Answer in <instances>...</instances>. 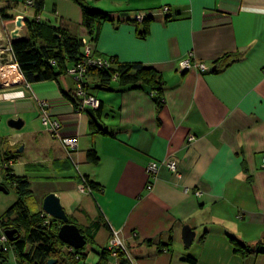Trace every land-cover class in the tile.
<instances>
[{
    "label": "crops",
    "instance_id": "crops-1",
    "mask_svg": "<svg viewBox=\"0 0 264 264\" xmlns=\"http://www.w3.org/2000/svg\"><path fill=\"white\" fill-rule=\"evenodd\" d=\"M18 1L0 0L8 17L0 16V120L19 118L23 127L2 129L0 142L2 152H13L14 175L29 183L27 206L42 212L43 199L54 194L101 250L115 233L128 264H264V0H88L110 18L100 26L97 55L157 71L163 99L157 107L149 87L119 91L117 82L110 92L89 90L108 133L93 135L86 112L75 113L63 94L74 92L72 77L26 84L7 66L16 19L34 15L27 0ZM42 1L40 23H81L73 2ZM157 11L144 24L133 22L137 13ZM19 33L29 38L25 22ZM189 54L207 68L235 58L215 72L178 71ZM41 103L60 121L59 136L76 141L75 150L42 128ZM188 135L195 140L185 147ZM90 149L97 164L87 161ZM167 157L178 161L179 177L161 166L147 190L146 165ZM83 181L98 189L79 192ZM184 226L195 232L189 248L181 241ZM231 240L253 251L234 255ZM98 253L85 264H95ZM108 264H116L112 256Z\"/></svg>",
    "mask_w": 264,
    "mask_h": 264
},
{
    "label": "trees",
    "instance_id": "trees-1",
    "mask_svg": "<svg viewBox=\"0 0 264 264\" xmlns=\"http://www.w3.org/2000/svg\"><path fill=\"white\" fill-rule=\"evenodd\" d=\"M69 1L80 8L81 23L61 18L58 20L57 26L42 24L38 21L37 16L43 9V1H32L33 18L25 20L29 38L17 40L10 44L13 62L26 84L56 81L59 77L67 75V70L83 58L82 39H85L90 45L91 56L99 57L96 50L98 34L101 24L110 21L108 14L93 8L88 0ZM0 16L3 19L8 18L4 15L3 10H0ZM148 19L146 18L142 24L146 23ZM133 22L138 24L134 19ZM80 32H83L85 37H78ZM146 34V30H143V32L138 33V36L143 38ZM234 58L233 55L224 56L215 63V68L226 67ZM104 59L110 63L108 68L92 66L86 70L88 94H90L89 90L91 89L110 92L112 91V82H117L119 91L139 90L147 86L150 88V94L157 107L163 105L161 97L162 80L157 71L139 63H119L113 57ZM63 94L73 107L77 106V100L73 93ZM100 111L101 104L99 102V108L95 110V115L98 118ZM89 134L108 133L90 120ZM2 143L0 142V173L5 183L14 190L16 200L0 216V223L9 220L10 226L2 227V230L16 229L20 235L15 242L10 243L14 251L15 264H46L48 260H55V264H85L86 254L82 252L83 249L71 250L58 240L57 232L61 225L60 222L51 219L48 224L44 225V219L41 217L42 212H30L26 202L30 194L29 183L26 178L14 175L11 168L13 152H2ZM86 158L91 164H97L99 160L94 149L86 152ZM88 186L91 190L98 189L96 183H89ZM103 227L107 228V225L105 224ZM81 233L85 236L86 244L92 242V237L85 231H81ZM150 243L147 241V244ZM231 244L233 254L241 258L253 251L252 248L236 240H231ZM6 254V252L0 253V264L9 261ZM116 255L119 264H128L129 260L124 252L119 250ZM97 256L98 259L95 264H108L111 254L106 247ZM187 260L193 262L191 259Z\"/></svg>",
    "mask_w": 264,
    "mask_h": 264
},
{
    "label": "built area",
    "instance_id": "built-area-1",
    "mask_svg": "<svg viewBox=\"0 0 264 264\" xmlns=\"http://www.w3.org/2000/svg\"><path fill=\"white\" fill-rule=\"evenodd\" d=\"M33 6V2L30 0H27L25 2V7H31ZM159 12H141L134 15V20L137 23H142L146 18H150L154 15H157ZM161 13H168V9L164 8L161 10ZM11 43H9L10 46ZM10 52V48H9ZM82 53L83 58L80 60L77 64L72 65L67 70V75L72 77L76 83V89L73 92V96L75 97L77 106L73 107L75 113L77 114H84L87 109L97 110L99 108V102L96 98H94L92 95L87 93L86 90V83H87V77H86V70L88 67H98V68H108L110 66L109 61L107 59H104L102 57H92L91 56V47L87 43L85 39H82ZM11 63H8L7 66H13L14 70H16V65L13 62V58L11 56ZM212 68H207L202 63L193 62L191 60V54L188 55L187 58L181 60L177 64V70L180 72H185L189 70H195V71H201V72H208L211 71ZM41 115H40V123L42 128L49 132L51 137L57 138L60 140L63 147L69 151H73L76 149V141L74 139L70 138H61L59 136V130L61 123L58 119H52L49 115L48 111L43 107L44 103H41ZM195 138L192 135H188L185 139L184 146H189ZM164 166L168 169V171L173 174L176 177H179V171H178V161L173 157H167L161 162L157 161H151L149 162L145 167V174L148 179L147 182V190H151V180H154L156 178V174L158 172L159 167ZM262 168H264V158L262 160ZM78 190L81 193L88 192L91 193V189L88 186L86 182L83 181L82 184L78 185ZM194 195L199 197L201 193L199 191H195ZM41 217L44 219V225L48 224L51 218L49 216H46L43 212L41 214ZM0 244L2 246V252H11L12 247L10 246V243L8 242L7 238L4 234L0 233ZM10 246V247H9ZM71 249V248H70ZM107 249L109 250L111 256L115 259L116 264H119L117 261V252L121 250L122 252H125L124 247L121 245V242L117 239L115 233L112 235L111 239L108 241ZM73 250V249H71ZM127 256V254H126Z\"/></svg>",
    "mask_w": 264,
    "mask_h": 264
},
{
    "label": "water",
    "instance_id": "water-1",
    "mask_svg": "<svg viewBox=\"0 0 264 264\" xmlns=\"http://www.w3.org/2000/svg\"><path fill=\"white\" fill-rule=\"evenodd\" d=\"M22 22H25L22 17H18L16 19V29H14V31L10 35L11 44L14 41L23 39L19 36L20 29L22 28ZM211 71L215 72L216 68L213 67ZM86 114L98 127H101V122L95 115L94 110L87 109ZM6 125L8 126V128L14 131H19L23 127V121L19 118L8 119ZM21 151L22 148L20 147L18 149V152L20 153ZM0 192L7 193V190L4 186L0 185ZM41 210L46 216H49L51 219L61 223L57 232V238L61 243L75 251L82 250L85 247V236L81 233V230L75 224L69 221V218L63 210L59 199L54 194H49L43 199ZM3 234L5 235L9 243L15 242L20 236L16 229L5 230L3 231ZM194 238L195 232L190 227L184 226L181 230V241L183 243V246L185 248H189ZM2 249L3 248L0 244V253L2 252ZM55 262V260H48L46 264H55Z\"/></svg>",
    "mask_w": 264,
    "mask_h": 264
},
{
    "label": "rangeland",
    "instance_id": "rangeland-1",
    "mask_svg": "<svg viewBox=\"0 0 264 264\" xmlns=\"http://www.w3.org/2000/svg\"><path fill=\"white\" fill-rule=\"evenodd\" d=\"M21 1L22 0H19L18 2L20 3ZM6 122L7 121L3 119L0 120V134L1 135H4L5 134L4 130L8 129ZM0 185H3L5 189L7 190V193L0 192V216H1L5 212V210L15 202L16 195H15L14 190L11 188V186L5 183V181L2 178L1 173H0ZM28 207L31 213H35L37 211V207L34 205V203H32V205L30 204ZM8 226H10L9 220H5L3 223H0V233L3 234L2 227H8ZM100 250L101 248L99 247L98 243L87 242L82 252L86 254L87 257H94V255L100 252ZM6 253H7L6 256L8 257L9 261L6 263L3 262V264H15L14 251L13 250L11 252L6 251Z\"/></svg>",
    "mask_w": 264,
    "mask_h": 264
},
{
    "label": "bare ground",
    "instance_id": "bare-ground-1",
    "mask_svg": "<svg viewBox=\"0 0 264 264\" xmlns=\"http://www.w3.org/2000/svg\"><path fill=\"white\" fill-rule=\"evenodd\" d=\"M19 35H20V33H19ZM21 35H24V33H22Z\"/></svg>",
    "mask_w": 264,
    "mask_h": 264
}]
</instances>
